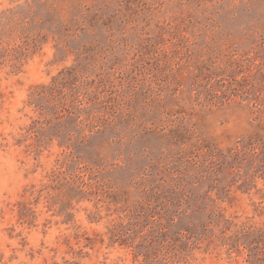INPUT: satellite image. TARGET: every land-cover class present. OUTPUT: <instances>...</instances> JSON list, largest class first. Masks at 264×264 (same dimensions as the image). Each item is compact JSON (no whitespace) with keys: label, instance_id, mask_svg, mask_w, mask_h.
<instances>
[{"label":"rangeland","instance_id":"obj_1","mask_svg":"<svg viewBox=\"0 0 264 264\" xmlns=\"http://www.w3.org/2000/svg\"><path fill=\"white\" fill-rule=\"evenodd\" d=\"M0 264H264V0H0Z\"/></svg>","mask_w":264,"mask_h":264}]
</instances>
